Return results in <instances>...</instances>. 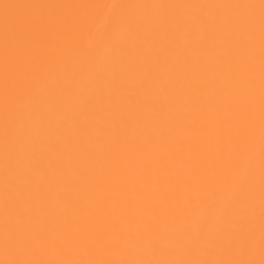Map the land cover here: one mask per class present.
I'll return each instance as SVG.
<instances>
[{
    "label": "snow or ice",
    "instance_id": "obj_1",
    "mask_svg": "<svg viewBox=\"0 0 264 264\" xmlns=\"http://www.w3.org/2000/svg\"><path fill=\"white\" fill-rule=\"evenodd\" d=\"M0 264H264V0H0Z\"/></svg>",
    "mask_w": 264,
    "mask_h": 264
},
{
    "label": "bare ground",
    "instance_id": "obj_2",
    "mask_svg": "<svg viewBox=\"0 0 264 264\" xmlns=\"http://www.w3.org/2000/svg\"><path fill=\"white\" fill-rule=\"evenodd\" d=\"M48 2L86 3V4L160 3V2H206V3H219V2H229V0H48Z\"/></svg>",
    "mask_w": 264,
    "mask_h": 264
}]
</instances>
